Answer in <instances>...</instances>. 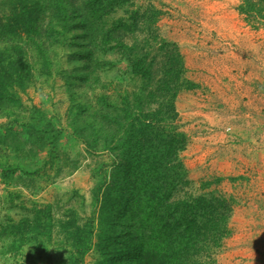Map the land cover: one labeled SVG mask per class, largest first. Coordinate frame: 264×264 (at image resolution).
Here are the masks:
<instances>
[{
  "label": "trees",
  "instance_id": "obj_1",
  "mask_svg": "<svg viewBox=\"0 0 264 264\" xmlns=\"http://www.w3.org/2000/svg\"><path fill=\"white\" fill-rule=\"evenodd\" d=\"M131 1L0 0V109L13 103L12 90L36 81L31 51L44 74L52 76L50 49L69 45L67 60L78 64L60 75L72 101L74 133L89 153H107L110 159L97 174L96 225L62 226L70 230L73 246L69 264H83L93 248L98 254L94 264H218L216 256L232 234L237 201L212 188L224 178L204 182L201 193L190 191L182 158L188 137L178 123L176 102L181 92L197 85L186 76L177 44L159 35L156 8L112 19ZM238 11L264 26V0H242ZM109 53L126 62L130 76L140 80L138 90L124 91L118 99L102 94L95 105L76 100L73 88L83 83L91 89L107 87L98 72L114 64L102 58ZM32 119L31 139L45 142L55 133L44 112ZM0 174L31 173L0 163ZM52 228L47 209L35 210L33 219L12 223L8 230L12 244H21L28 235L51 238Z\"/></svg>",
  "mask_w": 264,
  "mask_h": 264
},
{
  "label": "rangeland",
  "instance_id": "obj_2",
  "mask_svg": "<svg viewBox=\"0 0 264 264\" xmlns=\"http://www.w3.org/2000/svg\"><path fill=\"white\" fill-rule=\"evenodd\" d=\"M226 2L230 3L228 14L231 15L232 28L239 33L240 29L248 31L246 47L240 50L239 40L234 38L236 34L225 39L214 33L212 40L217 41L223 50L215 52L214 49L209 56L237 53L244 58L247 67L251 66V70L264 73L258 69H264V26L258 27L239 13L238 6L242 0ZM150 6L160 12L156 25L159 35L177 44L186 64V76L197 85L181 92L176 102L178 123L188 137L182 158L191 181L189 189L193 193H201L204 182L224 178L220 185L214 184L212 188L231 194L237 201L231 220L232 234L225 240L216 260L218 264H264V85L250 83L254 79H245L242 85L237 82L240 81L239 76L233 74L232 77L237 79L229 81L232 86L226 88L222 84L227 95L221 89L222 93H215L205 79L206 75H212L208 68L213 65H192L175 37L170 35L174 33L170 31L171 21H174L172 18L178 10L171 3L132 0L114 13L112 19L120 16L129 18L133 11L143 13ZM192 12L180 11V29L187 24L200 36L202 22L188 14ZM71 51L66 44L50 49L52 76L44 74L45 69L42 71L35 51H31L36 81L26 89L12 90L16 93L13 103L8 101L0 109V163L7 167L21 165L31 173L7 178L0 174V264H69L73 246L70 230H64L62 226L75 224L76 227L89 228L96 225L98 210L94 203V190L97 174L110 159L107 153H89L74 133L72 101L60 75V71L73 70L78 64L67 60ZM102 58L114 63L105 65L98 72L102 84L107 87L91 89L83 83L73 88L76 100L81 103L95 105L102 94L118 99L120 93L133 92L140 87V80L130 76L126 62L119 54L109 53ZM194 76L203 80V84L190 79ZM40 111L46 114L55 128V133L47 136L45 142L31 139L29 132L32 118ZM238 114H246V117H238ZM85 119H88L86 114ZM242 121L253 127L259 126L255 135L244 141H240L241 137L234 129ZM252 140H256L257 145ZM50 155L54 160L50 161ZM36 170L38 173L34 174ZM47 209L53 219L51 238L28 235L24 243L12 244V234L8 230L12 223L33 219L35 210ZM97 258L93 248L83 264H94Z\"/></svg>",
  "mask_w": 264,
  "mask_h": 264
},
{
  "label": "crops",
  "instance_id": "obj_3",
  "mask_svg": "<svg viewBox=\"0 0 264 264\" xmlns=\"http://www.w3.org/2000/svg\"><path fill=\"white\" fill-rule=\"evenodd\" d=\"M165 2L171 3L178 10L171 21L172 28L170 31H174V33H170L175 37V41L179 43L182 51L186 54V58L191 59L192 65L199 66L204 63L211 64V68H208V72L212 73V75H206L205 79L210 83V87L213 89L215 93H217L220 89L224 91L222 84L228 88L231 84L229 81H232L237 78H233V74L237 75L241 83L245 79L253 80L250 83H254L256 85H264V73H258L255 70H251V66H246V61L244 58L237 53L229 52L221 57H210L209 54L214 52H219L221 46L217 43V41L212 40L213 35L221 36L222 38H230L234 36L237 40V43L240 45V50H243L245 46V40L248 31L244 29H240L241 33L236 32L232 28L231 24V15L228 14V6L229 2L224 1H213V0H163ZM180 11L182 13H186L188 11H193L192 13H188L194 15L195 20H199L202 22V33L199 36V32L196 34V31L189 25H185L183 29H180L179 14ZM235 15V13H233ZM179 26V27H178ZM215 33V34H214ZM200 38V39H199ZM199 50V51H198ZM194 51H197L195 53ZM215 63V65H214ZM255 67V66H254ZM256 69V68H255ZM260 70H264L263 68L258 67ZM229 77V78H228ZM193 81L201 84L203 80H200L197 76H194ZM228 86V87H227ZM227 95V94H226ZM231 113H233L232 109H229ZM224 108L222 110V113ZM242 112V111H240ZM237 115V113L235 114ZM246 117V114H238V117ZM249 116V115H247ZM256 116H260V114H256ZM237 117V116H236ZM218 121V120H217ZM249 122V121H248ZM250 123V122H249ZM259 127V126H258ZM258 127H253L250 124H245L243 121L241 125H238L236 128V135L240 138V141H244L250 139L249 136H254ZM255 145H257L256 140H252ZM259 148V146H258Z\"/></svg>",
  "mask_w": 264,
  "mask_h": 264
}]
</instances>
